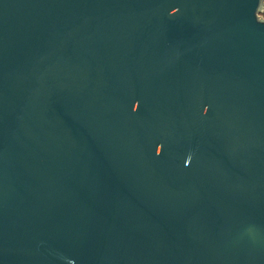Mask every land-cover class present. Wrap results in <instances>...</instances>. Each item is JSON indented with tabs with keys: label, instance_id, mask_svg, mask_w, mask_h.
Masks as SVG:
<instances>
[{
	"label": "water",
	"instance_id": "1",
	"mask_svg": "<svg viewBox=\"0 0 264 264\" xmlns=\"http://www.w3.org/2000/svg\"><path fill=\"white\" fill-rule=\"evenodd\" d=\"M264 0H0V264H264Z\"/></svg>",
	"mask_w": 264,
	"mask_h": 264
},
{
	"label": "rangeland",
	"instance_id": "2",
	"mask_svg": "<svg viewBox=\"0 0 264 264\" xmlns=\"http://www.w3.org/2000/svg\"><path fill=\"white\" fill-rule=\"evenodd\" d=\"M261 19H264V15H260Z\"/></svg>",
	"mask_w": 264,
	"mask_h": 264
}]
</instances>
